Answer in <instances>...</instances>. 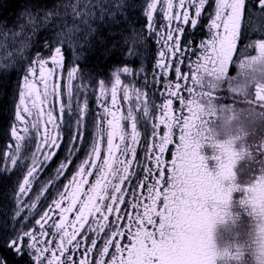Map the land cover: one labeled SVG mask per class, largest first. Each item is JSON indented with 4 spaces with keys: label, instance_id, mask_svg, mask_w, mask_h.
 <instances>
[{
    "label": "snow or ice",
    "instance_id": "1",
    "mask_svg": "<svg viewBox=\"0 0 264 264\" xmlns=\"http://www.w3.org/2000/svg\"><path fill=\"white\" fill-rule=\"evenodd\" d=\"M137 5L138 0H54L20 13L28 17L19 25L22 32L34 36L43 28L49 34L39 50L18 58L21 82L10 125L15 147L3 153L0 179L25 174L7 194L11 209L0 213V247L12 253L0 252V264H247L245 245L221 247L216 240L217 225L242 213L256 221L255 239L247 247L256 264H264V128L259 136L256 131L264 126V0H144L139 7L146 28L161 45L152 79L143 64L114 69L110 106L101 79L96 102L103 114L91 113L89 120L87 91L94 75L73 66L67 72V110L60 103L57 111L69 35L73 44L84 37L91 47L87 38L101 24L120 26L121 34L127 33L124 44L132 45L128 55L139 58L145 36L132 16ZM205 16L208 38L196 49L191 39L182 43L185 26L195 31ZM157 19L167 22L163 32ZM189 50L202 55L195 71L184 73L180 64ZM234 62L247 70L239 79L229 76ZM141 74L142 85L122 84L121 75ZM78 78L82 102L74 108ZM157 84L163 100L150 102ZM224 84L243 97L247 108L239 114L218 108L216 93ZM118 91L129 103L126 115L118 114ZM218 112L231 114L217 124ZM33 140L35 149L21 155L22 144ZM169 146H174L170 160ZM61 149L65 155L54 175L42 179Z\"/></svg>",
    "mask_w": 264,
    "mask_h": 264
},
{
    "label": "flooded vegetation",
    "instance_id": "2",
    "mask_svg": "<svg viewBox=\"0 0 264 264\" xmlns=\"http://www.w3.org/2000/svg\"><path fill=\"white\" fill-rule=\"evenodd\" d=\"M144 0H138V5L136 10L132 13L133 18L135 19V27L140 29L142 28L144 36H145V43L144 48L138 50L140 55L139 58L132 59L128 55V50L132 46L130 43L125 45L123 41H115L111 42L110 46L107 49V54H104V50L106 48H102L103 51H100V46L96 45L94 51L93 50H87L85 47H83L80 44H73L71 43L69 39V44H66L62 51L65 55V66L63 69L59 70L62 73V79H59L58 82L61 84V97L57 101L54 99V103H56L57 111L60 103H63L65 105V108L67 110V104L69 102V98L66 91V86L68 84V78H67V72L71 70L73 66L79 65L80 68L84 69L87 72H91L94 75V79L91 81L87 95L89 100V109H90V116L89 120L93 119L91 116V113H96L97 115L103 114V109L98 108L97 102H96V96L99 95V89L96 86L97 82L101 79L105 81V84L108 89V96H107V102L110 106V97H111V84L114 82V78L110 77V73L117 68H121L123 66H130L134 69H138L141 64L146 69H149L148 77L149 80L152 79V73L151 69L155 67V59L158 58V50L161 48V45L157 43L158 37L150 32H148L146 28V17L143 15L142 10L140 9L139 5L143 4ZM159 9V5H158ZM157 14H154V17H156ZM166 21L161 22L159 19H157V25L160 28V31L163 32V24H166ZM208 20L207 17H203L200 26L193 31L190 27H186V32L184 37H182V43L185 39H191L193 41V49H196L199 45V42L202 39L208 38ZM117 29H120L118 27ZM46 37H32V42L30 48H23V52L18 54L17 58L13 62V68H12V75L8 78V82L4 86H0V168L5 167L3 163V153L4 152H10L12 148L15 147V141L14 138L11 137V129L10 125L12 121L14 120V103L16 102V92H17V85L21 82V78L18 75L17 71V64L18 62H23L22 60L18 61L19 57L26 56L28 54L34 53L35 51L39 50L40 45L43 44V40ZM251 55H256V52L254 50H250ZM47 55V54H45ZM184 55L187 56V59L184 60L182 64H180V67L182 69V72L184 73H191L195 71L196 62H197V56H201L202 54L200 52H196V55H193V51L189 50L184 53ZM79 57V58H78ZM243 59V57H241ZM242 71L247 70H241L239 68V63L234 62L229 67V76L230 77H236L241 78L240 73ZM255 71L259 73L260 68L259 65H257ZM142 75L137 76H124L121 75L122 84H135L137 86H140L143 84ZM2 77V76H1ZM168 79H171L173 83L174 80V72H170V75ZM83 81H81L79 78L73 81L74 85V95L72 97V104L75 108L76 104L78 102H82L80 99V94L77 91L82 85ZM167 83V80L165 81ZM190 83V81H189ZM250 91H254V88H250ZM160 85L157 84L154 89L151 90L149 94L150 102L160 103L163 100V96L160 95ZM152 93H155V95H152ZM166 94V93H165ZM186 95V94H185ZM217 99L216 103L217 106L224 105L225 107H238L242 108L246 104L243 101V97L239 95H235L231 93L230 90L227 89V84L222 85L221 90H218L216 93ZM123 93L122 91H118V102L121 105L120 113L118 114H125L126 110L129 106V103L127 101L123 100ZM134 102V101H133ZM47 107V105H45ZM174 107L178 106L176 105V102H174ZM187 114V113H186ZM127 126V124L125 125ZM104 127H106V123L104 124ZM22 128V126H21ZM130 131V128H129ZM92 132H95L94 129H92ZM35 129H30V134H34ZM23 135V132L20 133ZM170 151L165 154V158L170 160L171 159V151H174V146H169ZM35 149V140L31 142L30 145L22 144L21 147V155H24L25 152L28 153V155L31 154V151ZM65 153L63 149L59 152L57 158L52 162V164L48 167L47 171L43 174L42 179H47L48 177L54 175V169L59 162V160L63 159ZM101 155L102 157L106 155V134L104 136V139L101 143ZM138 155L142 158L144 155L143 146H138ZM80 158H84L83 151L80 153ZM80 161L76 160L74 163L78 164ZM8 167H11L10 161L7 165ZM74 169V166H73ZM23 172L20 173V175L13 176L11 173L9 174L10 178L8 179H0V213H5L12 207L11 201L7 198L8 192L11 190L12 186L14 185V181L16 179H19L22 182ZM72 171L68 173L69 176H71ZM90 182H94V177H88ZM64 183H67V181H63ZM36 184H33V189H36ZM87 188V185L85 186V189ZM50 191L54 192L55 189H51ZM31 195V193H29ZM45 195H48V193H45ZM24 200H27L28 197H23ZM42 202L47 204L46 201H43V197H41ZM123 207V206H122ZM2 218V216H0ZM38 218V217H35ZM110 219H112L110 217ZM43 239V237H42ZM58 242V240H57ZM0 252L5 253L9 257H12V253L8 251L7 248L0 247Z\"/></svg>",
    "mask_w": 264,
    "mask_h": 264
},
{
    "label": "rangeland",
    "instance_id": "3",
    "mask_svg": "<svg viewBox=\"0 0 264 264\" xmlns=\"http://www.w3.org/2000/svg\"><path fill=\"white\" fill-rule=\"evenodd\" d=\"M54 0L51 1L53 3ZM65 2H69V0H65ZM48 3L47 5L51 4ZM40 6V5H38ZM19 8V11L14 15V19H9L5 24L4 22H0V73H3V70L5 67L7 68V71H9L13 65V62L17 58L18 54H20L23 50V46H21V38L26 36V37H35L33 36L31 30H25L21 31L19 25L26 23L28 17L27 15L21 17L20 13L23 12L26 8H32L33 10L35 9L32 7V4H27V5H20L17 7ZM1 19V18H0ZM37 23H39V19L37 18L36 20ZM69 27H71V22H69ZM41 30H47L48 29H40ZM38 31V32H39ZM72 43L73 38L71 34L68 37ZM25 45V44H24ZM8 75V72H7ZM4 75V76H7ZM6 83L8 82V78L5 79ZM230 115V114H228ZM224 117V116H223ZM223 117L218 119L216 121L217 124H221L223 121ZM262 128L264 126L258 124L256 127L257 134H261ZM206 152L208 154H211V149H206ZM259 159V157H258ZM236 199H239L240 194H234ZM245 217L247 216L246 214H243ZM241 218V216H240ZM240 218L233 220V219H228L225 221L226 227H227V222L229 225L237 224L239 225L240 223ZM244 220V219H243ZM237 221L238 223H235ZM223 229V223H219L216 227V240L218 244L223 247L227 245H235L236 243H240L242 245H245V261L247 264H256V261L254 257L249 253L248 251V245H251L253 240L255 239L256 232H257V226H256V221H254L251 217L249 219V225H242L240 227H230L228 226L227 229H224L221 232H217L218 230Z\"/></svg>",
    "mask_w": 264,
    "mask_h": 264
},
{
    "label": "bare ground",
    "instance_id": "4",
    "mask_svg": "<svg viewBox=\"0 0 264 264\" xmlns=\"http://www.w3.org/2000/svg\"><path fill=\"white\" fill-rule=\"evenodd\" d=\"M32 7L36 8L38 7L37 4H32ZM19 11V8H13V6L9 4L0 3V22H6L9 19H14V15ZM95 26V25H94ZM120 26H105L101 24L98 32L88 37L87 39L90 41L91 47H89L88 44L84 42V37H79L78 44L85 47L87 50H93L95 49L96 45H99L100 51H103L102 48H107L110 46L111 42L115 41H123V35L127 34H121L120 29H117ZM78 35V34H77ZM22 43L29 44V42H32V37H22L21 38ZM6 84L5 78L0 77V86H4Z\"/></svg>",
    "mask_w": 264,
    "mask_h": 264
},
{
    "label": "trees",
    "instance_id": "5",
    "mask_svg": "<svg viewBox=\"0 0 264 264\" xmlns=\"http://www.w3.org/2000/svg\"><path fill=\"white\" fill-rule=\"evenodd\" d=\"M52 0H0V3H4V4H9L11 6H13V8H17L18 6L22 5H27V4H37V5H47L48 3H51ZM104 54H107V48L103 51ZM244 219V220H243ZM249 219L250 217L248 216H244L241 214V218H240V223L239 225L237 224H233V225H229V223L227 222V225L230 227H236L237 229L238 227L242 226V225H249ZM235 223H238L237 221H235Z\"/></svg>",
    "mask_w": 264,
    "mask_h": 264
}]
</instances>
